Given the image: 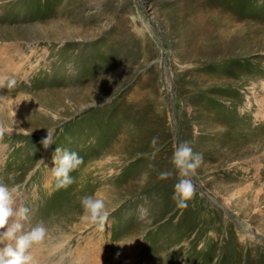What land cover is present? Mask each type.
I'll return each instance as SVG.
<instances>
[{
	"label": "rangeland",
	"instance_id": "obj_1",
	"mask_svg": "<svg viewBox=\"0 0 264 264\" xmlns=\"http://www.w3.org/2000/svg\"><path fill=\"white\" fill-rule=\"evenodd\" d=\"M262 82L264 0H0V264H264Z\"/></svg>",
	"mask_w": 264,
	"mask_h": 264
},
{
	"label": "bare ground",
	"instance_id": "obj_2",
	"mask_svg": "<svg viewBox=\"0 0 264 264\" xmlns=\"http://www.w3.org/2000/svg\"><path fill=\"white\" fill-rule=\"evenodd\" d=\"M263 83V82H262ZM262 89L264 90V83H263V85H262ZM263 102H264V95H263ZM258 117H261L262 119H263V121H264V116L263 115H257ZM264 128V127H263ZM264 130V129H263ZM262 146V148H264V139H263V142H262V144H261ZM263 154H264V151H263ZM263 164V166H264V162L262 163ZM264 169V168H263ZM264 171V170H263ZM262 173V172H261ZM263 178H264V173H263ZM263 189H264V180H263Z\"/></svg>",
	"mask_w": 264,
	"mask_h": 264
}]
</instances>
